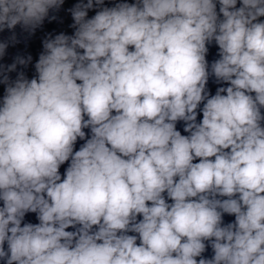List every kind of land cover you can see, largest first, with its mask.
Wrapping results in <instances>:
<instances>
[{
  "label": "clouds",
  "instance_id": "1",
  "mask_svg": "<svg viewBox=\"0 0 264 264\" xmlns=\"http://www.w3.org/2000/svg\"><path fill=\"white\" fill-rule=\"evenodd\" d=\"M0 264H264V0H0Z\"/></svg>",
  "mask_w": 264,
  "mask_h": 264
}]
</instances>
